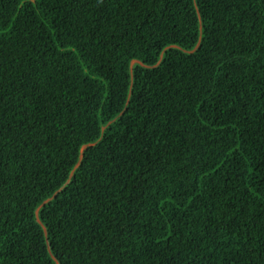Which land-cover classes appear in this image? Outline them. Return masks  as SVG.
I'll return each mask as SVG.
<instances>
[{
    "label": "trees",
    "instance_id": "16d2710c",
    "mask_svg": "<svg viewBox=\"0 0 264 264\" xmlns=\"http://www.w3.org/2000/svg\"><path fill=\"white\" fill-rule=\"evenodd\" d=\"M0 264H264V0H0Z\"/></svg>",
    "mask_w": 264,
    "mask_h": 264
},
{
    "label": "rangeland",
    "instance_id": "374dc122",
    "mask_svg": "<svg viewBox=\"0 0 264 264\" xmlns=\"http://www.w3.org/2000/svg\"><path fill=\"white\" fill-rule=\"evenodd\" d=\"M135 64V63H134Z\"/></svg>",
    "mask_w": 264,
    "mask_h": 264
}]
</instances>
